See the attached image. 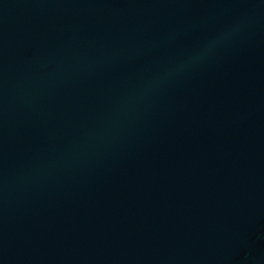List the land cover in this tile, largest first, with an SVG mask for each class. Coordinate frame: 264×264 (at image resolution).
I'll use <instances>...</instances> for the list:
<instances>
[{
	"label": "water",
	"instance_id": "water-1",
	"mask_svg": "<svg viewBox=\"0 0 264 264\" xmlns=\"http://www.w3.org/2000/svg\"><path fill=\"white\" fill-rule=\"evenodd\" d=\"M0 264H264V0H0Z\"/></svg>",
	"mask_w": 264,
	"mask_h": 264
}]
</instances>
